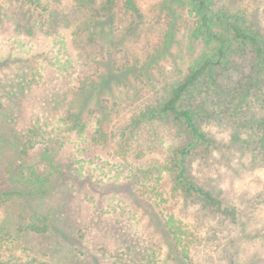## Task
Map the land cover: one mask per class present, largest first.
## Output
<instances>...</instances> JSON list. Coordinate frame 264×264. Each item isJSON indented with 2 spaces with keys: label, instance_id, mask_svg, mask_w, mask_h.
I'll list each match as a JSON object with an SVG mask.
<instances>
[{
  "label": "rangeland",
  "instance_id": "374dc122",
  "mask_svg": "<svg viewBox=\"0 0 264 264\" xmlns=\"http://www.w3.org/2000/svg\"><path fill=\"white\" fill-rule=\"evenodd\" d=\"M136 2L143 18L132 34L124 35L123 44L129 55L144 65L167 27L165 8L161 0ZM217 2L244 12L249 22L264 32V0ZM78 10L76 0H40L36 7L28 0H0V86L8 76L20 82L14 76L19 67L27 65L37 71L24 94L11 100L0 98L11 108L8 119L0 115V189L23 190L11 185L16 178L27 188L32 177L27 166L34 162L42 175L49 171L38 153L41 144L30 150L25 159L17 154L22 132L37 116L49 115V127L53 128L59 117L66 114L67 106L75 110L85 96L93 95L83 100L84 110L94 107L93 92L107 100L109 112L101 120L106 135L93 138L99 116L94 113L87 118L86 132L68 134L56 155V161L65 168V176H50L46 192L35 199L36 208L33 207L38 213H49L45 232L26 228L25 215L31 210L20 206L19 202L25 203L23 196L10 197L1 208L0 226H7L8 233L0 248V259L9 264L28 260L41 264H264V160L253 157L252 150H257L249 129L235 128L231 117L203 123L215 147L206 160L199 158L201 153L190 159L194 179L238 208L237 221L227 219L223 223L216 210L207 211L199 199L184 198L172 189L168 170H163L157 179V169L169 165L173 148L182 137H176L166 126L147 123L127 142V148L119 146L120 126L133 112L154 100L151 97L156 88L179 78L173 57L184 68L188 60L207 50L203 43L194 39L189 30L180 29L171 47L161 52L164 59L149 63L148 69L139 67L125 75L126 82L118 84L105 79L107 87H104L97 82L100 75L105 76L111 69L106 63L95 67L85 58L83 50L73 44L71 31ZM41 12L44 21L53 16L52 12L58 13L56 26L66 39L73 61L67 77L60 71V59H65L66 54H60L53 32L48 34V27L42 24L35 33L33 22L30 34L16 26L18 22L33 20L37 17L35 13ZM119 24L128 25L127 18L119 20ZM146 39L153 43V48ZM87 70L93 72L91 80L96 84L79 99L75 96L79 78ZM142 70L151 80L138 93L133 85L134 74L140 75ZM26 71L31 72L30 68ZM60 89L63 90L60 98L48 109L46 102ZM49 110L55 113L50 114ZM148 165L153 168L147 174L153 177L134 185L129 179L132 169L146 171ZM160 217L171 218L172 226L178 229L181 236L178 250L171 244V235H165Z\"/></svg>",
  "mask_w": 264,
  "mask_h": 264
},
{
  "label": "trees",
  "instance_id": "16d2710c",
  "mask_svg": "<svg viewBox=\"0 0 264 264\" xmlns=\"http://www.w3.org/2000/svg\"><path fill=\"white\" fill-rule=\"evenodd\" d=\"M28 1L34 7L40 4V0ZM217 1L161 0L160 3L165 8L164 19L167 27L162 37L156 42V48H153V43L146 39L147 45L154 50L144 65H139V61L129 55L123 44L124 35L132 34L139 20L143 18L136 0H76L79 16L71 35L73 44L83 50L85 58L94 63L95 67L106 63V67L111 69L105 76L100 75L97 82V85L104 87H107L105 79L118 84L126 82L125 75L137 71L139 67L148 69L149 63L164 59L161 52L171 47L174 35L180 29L189 30L194 39L199 38L207 50L202 52L200 57L188 60L184 68L182 63H176L173 57V67L178 70L179 78L170 82L165 81L156 88L154 96L151 97L154 100L133 112L120 126L119 146L121 149L127 148V142L132 140L147 123L166 126L176 137H182L181 142L173 148L169 165L167 163L157 169L159 173L157 179L163 170H168L172 177V189L178 190L184 198L199 199L201 207L207 211L216 210V216L220 223H223L227 219L237 221L238 208L225 202L218 194L204 188L194 179L190 172V159L201 153L199 158L206 160L211 155L212 148L215 147L214 139L206 131L203 123L231 117L235 128L249 129L252 132L251 141L256 143L257 150V152L252 150L253 157L264 160V32L249 22L244 12L233 11L224 5H219ZM41 9L47 8L41 6ZM52 14L48 21H44L41 17L42 12L35 13V16L39 18H31L33 20H26L22 24L18 22L16 26L29 31L30 34L32 33V28L29 30L31 22L34 23L35 33L42 24H45L48 27L46 30L48 34L53 32V40L54 43L59 44L60 54H66L65 59H60V71L64 72L63 77H67L70 73L68 67L73 64V61L70 58L71 53L66 39L60 35V30L56 26L58 13L52 12ZM124 18H127L128 25L123 27L119 24V20ZM58 58L56 57L57 63H59ZM28 68L31 70L30 74L26 71ZM36 73V70L27 65L19 67L14 76L19 78L20 82H15L13 76H8L7 81L0 86V98L3 96L11 100L18 94H24L25 89L30 88ZM139 74H134L133 85L136 92L148 85L151 80V76L146 75L144 70ZM82 75L83 77L79 78L80 86L75 93L79 99H82L96 84L94 80H91L93 72L87 70ZM62 91L60 89V92L48 99L47 108H51L54 102L56 104ZM93 93H95L94 107L84 110L85 101L83 100L91 97L92 94L85 96L75 110L71 111L69 110L71 105L67 106L66 114L59 117L53 128L49 127V115L37 116L19 138L18 156L27 158L29 151L41 144V150L38 153L44 160L45 169L49 171L42 172L44 173L42 175L36 162L27 166L32 176L31 180H28L29 186L26 188L20 178H16L12 180L11 185L21 186L23 190L0 189V210L10 197L23 196L25 203L19 202V204L31 210L25 215L28 219L25 226L31 232H45L49 226V213H38L33 207L36 208L35 199L46 192L50 176L54 174H58L60 178L65 176V168L60 161H56V157L67 135L72 132L78 135L85 133L88 125L87 118L94 113H98L99 116L96 120L98 123L95 129L96 136L94 135L93 138L100 139L106 135L101 120H105L109 115L107 100L100 99L97 92ZM129 105L131 104H126V106ZM10 109L0 100V115L5 119L10 116ZM49 112L51 114L52 110ZM151 168L153 166L148 165L146 171L142 168L132 169L129 179L134 185H139L142 180L153 177L147 174ZM19 171H22V168ZM160 218L165 235H171V244L178 250L177 247L181 242L178 229L172 226L171 218L165 220ZM7 233L8 227L0 226V248L4 245ZM0 264H9V262L0 259ZM23 264L41 263L37 260H28Z\"/></svg>",
  "mask_w": 264,
  "mask_h": 264
}]
</instances>
